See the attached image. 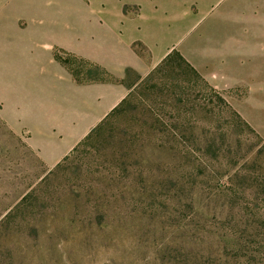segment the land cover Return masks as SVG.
Listing matches in <instances>:
<instances>
[{
  "label": "rangeland",
  "instance_id": "374dc122",
  "mask_svg": "<svg viewBox=\"0 0 264 264\" xmlns=\"http://www.w3.org/2000/svg\"><path fill=\"white\" fill-rule=\"evenodd\" d=\"M85 1L0 0V98L16 38ZM255 48L204 73L237 86L232 105L184 67L144 77L114 121L116 157L87 143L50 168L0 110V264H264V35Z\"/></svg>",
  "mask_w": 264,
  "mask_h": 264
},
{
  "label": "crops",
  "instance_id": "0c3cea01",
  "mask_svg": "<svg viewBox=\"0 0 264 264\" xmlns=\"http://www.w3.org/2000/svg\"><path fill=\"white\" fill-rule=\"evenodd\" d=\"M221 1L87 0L74 5L76 15L63 23L54 17L40 20L38 32L21 34L19 47L6 55L10 93L0 98L1 114L52 168L172 52H179L229 102L237 86L207 80L204 73L229 69L237 57L255 54V43L264 35V0H231L224 18L191 35L190 27ZM58 56L98 66L96 78L81 73L78 81Z\"/></svg>",
  "mask_w": 264,
  "mask_h": 264
},
{
  "label": "trees",
  "instance_id": "16d2710c",
  "mask_svg": "<svg viewBox=\"0 0 264 264\" xmlns=\"http://www.w3.org/2000/svg\"><path fill=\"white\" fill-rule=\"evenodd\" d=\"M134 46L138 51H142V46L140 43H135ZM58 58L66 64L70 70L73 72V74L76 76L78 81H81L78 77L81 75V73H84L88 79L93 80L96 78L95 72L96 70H99V67L96 65H93L92 63L85 61L83 59H79L74 56H67V57H61L58 56ZM85 65L86 68H85ZM175 66L184 67L189 71V74H191L194 78L198 80L205 81L208 83L204 77L199 73V71L191 64L189 63L179 52L175 51L170 53L154 70H152L145 79L150 78L153 73L163 70L165 67H171L173 69ZM129 72V70H128ZM144 80V79H143ZM143 80H140L137 85L130 91L128 96L124 98L114 109L110 111V113L98 124L96 125L89 133L88 135L66 156L64 159L59 162L55 168H59L62 166V164L65 162V160L68 159V156L74 151H77L79 146L81 144H87V143H99L101 141L105 142L107 141V144L104 146L106 150L112 151V155L116 157L117 151V142L114 140V137L112 134L113 127H114V121L118 119L119 116H121L126 110H127V104L129 102V95H131L132 91L136 89ZM209 84V83H208ZM222 102H227L225 98L221 99ZM228 103V102H227ZM233 109V108H232ZM234 113L237 115V117L245 122L252 131H255L253 127L250 126V124L235 110ZM110 140H109V139ZM112 138V139H111Z\"/></svg>",
  "mask_w": 264,
  "mask_h": 264
}]
</instances>
